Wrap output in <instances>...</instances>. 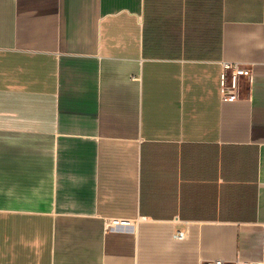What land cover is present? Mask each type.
Listing matches in <instances>:
<instances>
[{
  "label": "crops",
  "instance_id": "obj_1",
  "mask_svg": "<svg viewBox=\"0 0 264 264\" xmlns=\"http://www.w3.org/2000/svg\"><path fill=\"white\" fill-rule=\"evenodd\" d=\"M214 259L264 264V0H0V264Z\"/></svg>",
  "mask_w": 264,
  "mask_h": 264
},
{
  "label": "built area",
  "instance_id": "obj_2",
  "mask_svg": "<svg viewBox=\"0 0 264 264\" xmlns=\"http://www.w3.org/2000/svg\"><path fill=\"white\" fill-rule=\"evenodd\" d=\"M247 69L241 68L238 63L224 61L222 73V94L224 100H234L239 97V76L246 73ZM117 222V221H116ZM177 238L186 237L185 231H179ZM201 264H262L259 261H243L237 259L235 261H227L224 259H214L201 262Z\"/></svg>",
  "mask_w": 264,
  "mask_h": 264
}]
</instances>
